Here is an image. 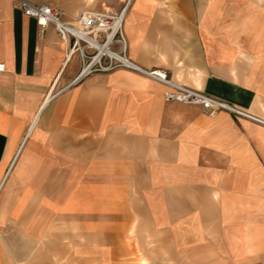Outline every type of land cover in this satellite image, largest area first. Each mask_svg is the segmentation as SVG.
Here are the masks:
<instances>
[{"label":"crops","instance_id":"1","mask_svg":"<svg viewBox=\"0 0 264 264\" xmlns=\"http://www.w3.org/2000/svg\"><path fill=\"white\" fill-rule=\"evenodd\" d=\"M127 2L132 61L264 118V0ZM0 61V264H264L263 125L122 67L60 91L79 56L14 0Z\"/></svg>","mask_w":264,"mask_h":264},{"label":"built area","instance_id":"2","mask_svg":"<svg viewBox=\"0 0 264 264\" xmlns=\"http://www.w3.org/2000/svg\"><path fill=\"white\" fill-rule=\"evenodd\" d=\"M129 1V0H127ZM127 1L118 10H81L72 20H64L62 12L50 4H34L27 0H14L24 15L33 17L44 29L52 26L60 40L66 44L67 55L76 53L80 59L78 74L63 88L78 82L84 76L96 71H109L117 67L142 73L166 85L163 97L167 101H180L199 105L206 114L227 110L264 126V118L251 114L223 100L174 81L162 68H142L127 54L128 44L123 22L128 8ZM5 64L0 61V72Z\"/></svg>","mask_w":264,"mask_h":264},{"label":"rangeland","instance_id":"3","mask_svg":"<svg viewBox=\"0 0 264 264\" xmlns=\"http://www.w3.org/2000/svg\"><path fill=\"white\" fill-rule=\"evenodd\" d=\"M115 1H117V0H95V3H96V5L99 4L101 6V7H97V8H110L111 9L112 6L116 3ZM126 1L127 0H122L121 3L119 4L117 10L120 9L125 4ZM101 10H103V9H101ZM105 10H107V9H105ZM102 72H104V71H102Z\"/></svg>","mask_w":264,"mask_h":264},{"label":"bare ground","instance_id":"4","mask_svg":"<svg viewBox=\"0 0 264 264\" xmlns=\"http://www.w3.org/2000/svg\"><path fill=\"white\" fill-rule=\"evenodd\" d=\"M127 6H128V2H127Z\"/></svg>","mask_w":264,"mask_h":264}]
</instances>
